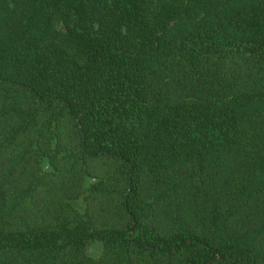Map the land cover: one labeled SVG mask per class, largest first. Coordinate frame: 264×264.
<instances>
[{"label": "trees", "instance_id": "trees-1", "mask_svg": "<svg viewBox=\"0 0 264 264\" xmlns=\"http://www.w3.org/2000/svg\"><path fill=\"white\" fill-rule=\"evenodd\" d=\"M0 264H264V0H0Z\"/></svg>", "mask_w": 264, "mask_h": 264}, {"label": "rangeland", "instance_id": "rangeland-1", "mask_svg": "<svg viewBox=\"0 0 264 264\" xmlns=\"http://www.w3.org/2000/svg\"><path fill=\"white\" fill-rule=\"evenodd\" d=\"M45 168H47V164H45ZM90 183V179H87L84 184H83V193L81 195V197L79 196L78 199L75 200V204H76V208L81 211L84 209L85 207V203L83 202V196L84 194L87 192L88 188V184ZM91 244V248H90V251H89V255L91 257H98L100 256V254H102V245L99 241L95 240V241H92L90 242Z\"/></svg>", "mask_w": 264, "mask_h": 264}]
</instances>
